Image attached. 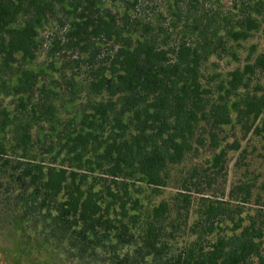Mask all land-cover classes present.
I'll use <instances>...</instances> for the list:
<instances>
[{"label":"trees","instance_id":"16d2710c","mask_svg":"<svg viewBox=\"0 0 264 264\" xmlns=\"http://www.w3.org/2000/svg\"><path fill=\"white\" fill-rule=\"evenodd\" d=\"M107 1L0 0V67L5 72L36 58L41 30L58 15L70 25L69 40L89 53L92 65L98 57L93 50H101L95 40L113 42L109 65L99 66L90 83V91L101 98L90 99L87 108L61 127L55 125L60 120L54 95H59L50 86L38 88V72L17 68L15 85L0 84V94L20 95L13 112L0 101V181L16 186L31 212L50 218L60 232L84 245L116 239L111 243L114 264H250L254 257L257 264H264V219H253L243 228L239 224L232 233H220L203 244L206 230L216 231L210 220L217 210L213 204L207 206L206 223L197 229L196 240L169 257L162 233L170 210L165 200L152 208L136 254L121 258L118 246L136 242L142 203L129 196L126 181L122 185L126 198L122 189L114 191L111 186L96 190L102 185L101 175L139 178L155 189L165 186L169 166L191 151L202 122L210 125L215 138L213 130L232 121L227 103L231 97L236 96L232 105L245 126L263 114L264 94L249 86L252 76L264 71V53L231 73L221 101H210L202 77L210 56L226 51L231 39L247 38L259 27L254 13L263 9L264 0H235L229 12L207 8L204 0H173L166 19L157 8L152 17L145 15L141 0H111L127 4L122 16L105 6ZM43 121L52 123L57 132L44 135L48 138L44 142L33 132ZM37 144L52 150L59 146L64 159L69 156L84 172L39 161L34 154ZM17 154L24 160L11 165ZM179 200L178 213L185 209L188 216L191 197L182 194Z\"/></svg>","mask_w":264,"mask_h":264},{"label":"rangeland","instance_id":"374dc122","mask_svg":"<svg viewBox=\"0 0 264 264\" xmlns=\"http://www.w3.org/2000/svg\"><path fill=\"white\" fill-rule=\"evenodd\" d=\"M172 1L141 0L140 11L152 17L157 8L159 14L166 19L167 6L172 4ZM204 1L208 5L207 8L220 11L229 12L235 8V0ZM126 5L114 4L111 0L105 4L114 13L120 12L119 16L124 14ZM198 6L201 7L200 4ZM132 13L135 11L132 10ZM254 15L259 21L258 28L253 29L247 38L231 39L226 51L210 56L203 65L202 82L208 89V98L212 102L221 101L226 95L224 86L233 71L237 68L243 69L247 63L254 62L258 55L264 53V7ZM69 26L62 15L51 18L41 30V46L36 58L30 63L21 61L16 64L17 68L26 67L40 74L38 88L43 85L50 86L58 93L59 96L54 95L58 105L56 119L60 120L55 123L58 127L72 118L77 111L87 108L90 99L101 98L90 91V83L99 66L109 65L108 58L113 48L112 41L97 38L96 46H100L101 50H93L98 52V57L96 64L92 65L87 61L89 53L82 52L81 46L69 40ZM17 68L5 72L0 67V84L6 82L7 85H15L17 75L14 72H17ZM249 88L257 90L260 95L264 94V71H258L252 76ZM19 96L0 94L2 106L13 112L18 109ZM234 100L236 96L227 99L232 121L215 128V138L212 136L210 125L202 122L196 132L191 151L181 162L169 166L165 186L155 189L139 178L123 180L122 177L113 179L111 176L101 175L104 176L101 177L102 185H97L96 190L111 186L114 191L122 189V195L126 198L128 195L124 194L122 186L126 181L129 183V196L138 197L143 207L142 218L135 228L136 242L118 246L116 252L121 258L128 254L135 255L139 250L142 244L140 235L146 220L152 208L164 200L170 205L162 225V233H166L164 238L168 243L166 254L169 257L177 256L196 240L197 229L202 226L200 224L206 223L205 211L208 204L217 207L215 214L210 218L216 231L208 234L206 230L204 245L220 233H232L239 224L240 228H243L253 219H264V112L258 119L250 120L245 126L239 121L233 108ZM52 125L43 121L34 127L33 132L39 133L44 142L48 140L44 135L57 134ZM34 154L45 164L56 163L69 171L84 172L75 166V162L68 159L69 156L64 159V153L61 155L59 146L52 150L49 145L37 144ZM220 155H223L222 159L216 163V158ZM21 158L19 154L13 155L11 165H15L17 159ZM94 174L98 175L99 171ZM15 188L16 186L8 185L6 179H1L0 264H114L116 253L113 252L111 243H115L116 239L112 238L101 245L96 242L87 245L80 243L75 236L60 232L50 218L31 212L28 206L22 203ZM182 194H188L192 200L188 216L185 209H181L182 214L178 213ZM262 243L264 247V238ZM257 261L254 257L250 264H257Z\"/></svg>","mask_w":264,"mask_h":264}]
</instances>
